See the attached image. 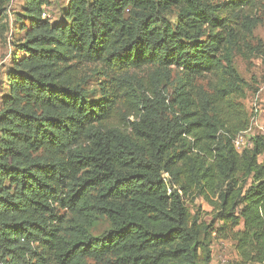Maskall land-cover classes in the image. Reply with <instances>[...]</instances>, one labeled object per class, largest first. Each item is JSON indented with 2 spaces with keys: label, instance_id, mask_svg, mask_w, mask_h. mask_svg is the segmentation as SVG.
<instances>
[{
  "label": "trees",
  "instance_id": "obj_1",
  "mask_svg": "<svg viewBox=\"0 0 264 264\" xmlns=\"http://www.w3.org/2000/svg\"><path fill=\"white\" fill-rule=\"evenodd\" d=\"M259 1L69 0L52 22L51 0H25L0 111V264H210L214 232L237 264H264V135L234 145L249 115L233 51ZM90 65L104 75L96 101ZM149 67L139 91L128 74ZM97 218L108 227L93 235Z\"/></svg>",
  "mask_w": 264,
  "mask_h": 264
},
{
  "label": "rangeland",
  "instance_id": "obj_2",
  "mask_svg": "<svg viewBox=\"0 0 264 264\" xmlns=\"http://www.w3.org/2000/svg\"><path fill=\"white\" fill-rule=\"evenodd\" d=\"M51 2L53 3L47 7L45 14L52 22H58L62 19L61 15L69 0H51ZM24 3L25 0H9L6 4L5 21L8 23V33L0 39V111L4 99L9 93L7 74L13 67L12 58L16 57L15 53L17 56L22 55L19 45L24 42L25 29L28 27L27 19L23 15ZM169 16L173 21L177 20L176 11L169 13ZM253 20L256 21V25L252 33L234 47L233 66L242 80L241 86L245 92L243 103L249 115L248 128H252V133L254 134H261L262 131L259 126L264 125V0H260L254 7ZM87 71L90 75L87 83L89 98L92 101L99 100L102 97L100 84L104 80V75L100 73L95 65H90ZM152 72V68L149 67L139 71L132 70L128 75H132L135 88L139 91H145L153 82L151 79ZM179 75V71L172 69L170 82L172 81L173 84ZM209 79L211 78H202L198 82L201 85L208 86L206 80L209 81ZM162 84L169 85V88L171 87V84H167V81H163ZM133 119L134 117H129V120ZM256 120H258V124H256ZM259 161L264 163V154L259 157ZM243 176L241 173L237 175L240 182L243 181L246 182V185H249L252 181L251 176H245V179H243ZM164 177L169 178L167 174H164ZM7 186H9V183H7ZM187 205L193 213H199L202 220L211 222L212 208L202 198L190 197ZM58 212L60 215L66 213V221L70 225L74 224L77 219L70 212L60 209H58ZM90 226L89 231L93 235H100L108 227V223L103 218H97ZM216 226L219 225L217 224ZM215 237L216 233L214 232L210 237L212 238L213 249V257L210 264H237L238 256L233 242L231 240L220 241Z\"/></svg>",
  "mask_w": 264,
  "mask_h": 264
},
{
  "label": "built area",
  "instance_id": "obj_3",
  "mask_svg": "<svg viewBox=\"0 0 264 264\" xmlns=\"http://www.w3.org/2000/svg\"><path fill=\"white\" fill-rule=\"evenodd\" d=\"M47 16L44 13V17ZM256 124H258V120H256ZM259 128L261 129V134L264 135V125L263 126H259ZM260 134V133H258ZM256 134L252 133V128H249L248 130L238 134L234 140V145L236 147V149L239 152H242L244 149L246 148H250L252 147V138L255 136Z\"/></svg>",
  "mask_w": 264,
  "mask_h": 264
}]
</instances>
